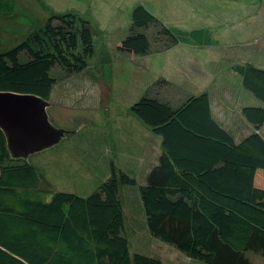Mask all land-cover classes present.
Returning <instances> with one entry per match:
<instances>
[{
    "label": "trees",
    "instance_id": "obj_1",
    "mask_svg": "<svg viewBox=\"0 0 264 264\" xmlns=\"http://www.w3.org/2000/svg\"><path fill=\"white\" fill-rule=\"evenodd\" d=\"M145 3L138 1L132 8L126 38L130 46L146 49L150 24L171 44L184 39L202 48L221 45L210 26H165ZM47 13L43 25L0 52V91L48 99L60 79L87 68L95 52L90 21L68 10ZM102 45L97 75L109 88L112 61ZM231 68L264 103V68ZM181 96L175 106L150 95L130 105L159 141L160 153L145 181L122 160L111 159L104 179L86 196L39 183L44 177L40 167L11 159L0 131V264H168L154 254L130 252L124 186L137 187L147 232L161 243L203 264H257L253 256L264 264V135L252 131L236 138L215 118L208 93L184 90ZM241 110L259 129L264 104ZM74 127L81 130L85 120ZM134 148L122 152L134 154Z\"/></svg>",
    "mask_w": 264,
    "mask_h": 264
},
{
    "label": "rangeland",
    "instance_id": "obj_2",
    "mask_svg": "<svg viewBox=\"0 0 264 264\" xmlns=\"http://www.w3.org/2000/svg\"><path fill=\"white\" fill-rule=\"evenodd\" d=\"M40 1L41 5L35 4L39 0H0V52L19 44L43 25L48 9L83 15L95 33V52L88 59L87 68L60 79L48 97L51 123L74 131L73 134L70 132L60 143L29 156V161L44 173L39 183L44 182L47 188L56 190L57 187L86 196L104 179L111 159L122 160L144 182L145 172L153 164L150 151L158 147V142L130 110V105L141 96H154L175 106L183 89L215 95L217 107L223 111L214 114L221 124L230 128L238 126L239 119L246 120L239 111L240 105L264 104L243 87L240 74L231 68L237 64L264 68V0H155L156 10L152 9V0ZM138 1H145L165 26L177 29H188L195 24L210 26L219 33L221 45L199 49L184 39L171 44L172 39L162 36L161 30L150 24L146 29V49L140 50L137 44L130 46L126 38L132 27L131 11ZM184 1L187 2L183 11L170 6ZM11 10L12 14L6 13ZM47 43L52 45L51 41ZM102 43L107 46L112 61L109 88L97 75ZM159 56L165 58L158 60ZM233 95L236 99H232ZM227 108L232 111H224ZM84 120L85 127L76 130L74 126ZM246 122L249 128H242L246 135L252 131L264 135V121L260 130ZM75 131L78 135H74ZM85 132L88 136L81 135ZM134 139L140 144L129 143ZM132 146H135L134 154H123L124 149L130 151ZM122 192L130 252L146 254L153 250L168 264H203L154 239L147 232L137 187L124 186Z\"/></svg>",
    "mask_w": 264,
    "mask_h": 264
},
{
    "label": "water",
    "instance_id": "obj_3",
    "mask_svg": "<svg viewBox=\"0 0 264 264\" xmlns=\"http://www.w3.org/2000/svg\"><path fill=\"white\" fill-rule=\"evenodd\" d=\"M51 102L34 93L0 91V131L9 157L29 162L31 154L60 143L68 131L51 123Z\"/></svg>",
    "mask_w": 264,
    "mask_h": 264
},
{
    "label": "crops",
    "instance_id": "obj_4",
    "mask_svg": "<svg viewBox=\"0 0 264 264\" xmlns=\"http://www.w3.org/2000/svg\"><path fill=\"white\" fill-rule=\"evenodd\" d=\"M83 2V0H78V2ZM153 4H152V6H153V9H155L154 8V6H155V4L156 3H158V2H154L153 0L151 1ZM186 2L187 1H184V2H182L180 5H179V3L178 2H173L172 3V6L175 8V9H179V11H183L184 10V6L186 5ZM84 3V2H83ZM171 9H172V7H171ZM69 10H71V9H69ZM156 10V9H155ZM173 10V9H172ZM25 12H26V10H25ZM6 13L7 14H12L13 13V10H11V11H6ZM23 13V12H22ZM48 14V13H47ZM193 47H195V48H199V49H202V47H198V46H196V45H193V44H191ZM165 57H162L161 59H164ZM164 63V62H163ZM163 65V64H162ZM200 89V88H199ZM183 90H185V89H183ZM187 91V90H186ZM187 92H189V91H187ZM190 93H193L192 91H190ZM234 93V92H233ZM210 95V100H211V108H212V111H213V114H214V112L215 111H223V110H220L219 108H220V106L219 107H217V104H216V97H215V95H213V96H211V94H209ZM232 99H236V97H235V95H233V98ZM221 101H223V99L221 98ZM252 105H258L257 103L256 104H252ZM244 105H240L239 106V111L240 112H242L241 111V109H242V107H243ZM224 111H232V109L231 110H229L228 108L227 109H224ZM214 116H215V118L217 119V120H219V118H217V116L214 114ZM223 118V117H222ZM224 120H225V118H223ZM246 119V118H245ZM221 123V122H220ZM238 126H236L235 128H230V127H227L226 125H225V127H227L226 129H233L232 130V133H234L235 135H239V136H242V135H246V133H244V132H242V128H249V124L246 122V120H243V119H239L238 120ZM223 125V124H222ZM224 126V125H223ZM236 129V130H235ZM234 131V132H233ZM244 133V134H243ZM154 141H156V142H158L159 143V141H158V139H155L154 138ZM157 143V144H158ZM159 153H160V151H159V147H157V146H155V148L154 149H151V151H150V155H151V159H152V163L154 164L155 163V161H156V159H157V157H158V155H159ZM152 164V165H153ZM148 253H150V254H154V251L152 250V251H150V252H148ZM154 255H157V254H154ZM158 257H159V255H157Z\"/></svg>",
    "mask_w": 264,
    "mask_h": 264
}]
</instances>
